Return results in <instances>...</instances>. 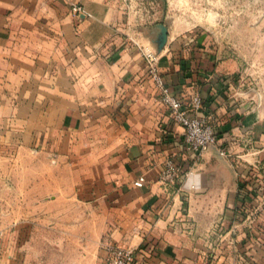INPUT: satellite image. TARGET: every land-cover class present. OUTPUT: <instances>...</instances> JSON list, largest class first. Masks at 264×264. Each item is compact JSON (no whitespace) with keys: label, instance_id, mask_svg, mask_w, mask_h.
<instances>
[{"label":"crops","instance_id":"obj_1","mask_svg":"<svg viewBox=\"0 0 264 264\" xmlns=\"http://www.w3.org/2000/svg\"><path fill=\"white\" fill-rule=\"evenodd\" d=\"M72 4L90 16H73ZM122 5L0 0V264H106L109 246L132 248L137 264L243 258L205 252L207 233L239 214L243 155L186 148L149 90L145 26L128 25ZM158 69L186 107L201 97L190 117L214 114L216 134H250L264 153V116L238 109L205 61L166 53ZM167 158L181 168L175 184L160 181Z\"/></svg>","mask_w":264,"mask_h":264},{"label":"rangeland","instance_id":"obj_2","mask_svg":"<svg viewBox=\"0 0 264 264\" xmlns=\"http://www.w3.org/2000/svg\"><path fill=\"white\" fill-rule=\"evenodd\" d=\"M120 3L121 12L126 19L130 18L128 25L145 26L142 56L149 90L158 99V89L149 75L146 57L149 52L155 57L157 71L160 57L166 53L177 61L195 58L205 61V77L213 78L221 89L225 88L238 109L259 111L264 116V0H120ZM159 26L166 28L164 41ZM208 117L214 129L218 128V118L211 113ZM249 135L239 142L231 132L217 133L228 157L236 152L243 155L236 160L241 167V179L235 223L229 230L215 229L206 236V254L242 253V259L231 260L229 264H264V153L256 151L259 148L251 143ZM246 238L254 245L247 247ZM3 247L9 248L0 245V249ZM246 252L252 253L251 257L257 261L245 259ZM107 258L108 254L106 264Z\"/></svg>","mask_w":264,"mask_h":264},{"label":"built area","instance_id":"obj_3","mask_svg":"<svg viewBox=\"0 0 264 264\" xmlns=\"http://www.w3.org/2000/svg\"><path fill=\"white\" fill-rule=\"evenodd\" d=\"M71 13L75 17L90 16L89 12L79 4L71 5ZM149 73L151 79L159 92L160 102L167 108L171 119L183 130V141L188 150L197 153L203 152L210 146H215L218 153L223 157H228L227 150L221 146V139L214 131V126L208 115L190 117L187 112H198L202 107V100L198 94H195L189 106L183 104L182 100L173 94L170 88L165 84L162 76L158 73L155 66V57L149 52L146 53ZM181 174V168L170 158L164 160L163 169L160 174V181L165 184H175ZM144 177L140 176L134 181L135 186H142ZM108 264H137L133 249L123 246L108 247Z\"/></svg>","mask_w":264,"mask_h":264},{"label":"water","instance_id":"obj_4","mask_svg":"<svg viewBox=\"0 0 264 264\" xmlns=\"http://www.w3.org/2000/svg\"><path fill=\"white\" fill-rule=\"evenodd\" d=\"M160 27V30H161V33H162V41L165 40V37H166V28L163 27V26H159Z\"/></svg>","mask_w":264,"mask_h":264}]
</instances>
